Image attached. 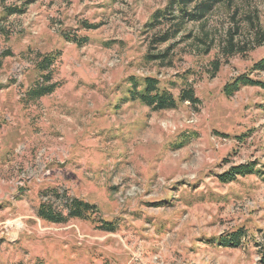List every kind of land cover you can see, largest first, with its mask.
<instances>
[{"label":"rangeland","instance_id":"obj_1","mask_svg":"<svg viewBox=\"0 0 264 264\" xmlns=\"http://www.w3.org/2000/svg\"><path fill=\"white\" fill-rule=\"evenodd\" d=\"M168 4L0 0V264H261L264 90L223 88L242 74L264 80L252 70L264 38L232 55L221 44L237 22L236 40L257 37L248 12L264 34V0L219 4L204 27L190 21L154 44L169 22L154 26L153 14ZM202 28L208 52L187 37ZM45 76L53 90L31 98ZM145 77L176 105L130 97L131 80ZM189 88L195 103L179 98ZM245 163L254 171L220 180ZM74 198L93 205L86 219L39 216L42 204L66 215ZM238 228V244H220Z\"/></svg>","mask_w":264,"mask_h":264},{"label":"trees","instance_id":"obj_2","mask_svg":"<svg viewBox=\"0 0 264 264\" xmlns=\"http://www.w3.org/2000/svg\"><path fill=\"white\" fill-rule=\"evenodd\" d=\"M222 4L226 5L229 10L233 5V0H169V4L162 10H157L153 14V22L152 25H157L162 23V20H165L168 23V29L161 33L160 35H156L152 38V43L159 44L163 43L166 40L175 37L183 28V26L192 21L198 22L202 24V27L205 25L206 17L213 11L215 6ZM20 11L16 10V8H6L7 13L17 12ZM237 7L233 8L232 15L237 12ZM245 21L247 22L248 31H253L254 35L257 36L255 38H250V43L245 44L242 41L236 40V36L240 33V24L234 23L229 32H226V37L222 45V53L224 55H232L235 53H239L242 51L247 50L246 46L248 45H258L261 43V40L264 38V34L259 27L258 24V17L254 15V13H247L244 15ZM93 27V26H89ZM0 27V34L6 33V31H2ZM201 36H194L192 33L187 34V37H191V44L194 46L196 45L198 49L201 45H205V52H208L210 49V32L209 30H205L202 28ZM8 52L4 51L2 55ZM165 56V54L163 55ZM1 60V59H0ZM51 61L49 56H44L41 62L38 65L40 70H45L48 66V63ZM214 68H218V64L214 65ZM252 70H264V56L260 58L253 66ZM46 75V74H44ZM48 76H45L42 80L37 81L35 86L30 90V97L35 98L42 96L44 94L49 93L53 90L54 84L46 82ZM132 82V91L130 92V97L133 99H140L145 104L149 106H153L156 109L162 108H172L176 105L175 99L173 98L172 94L166 90H161L158 87V81L156 78L153 77H145L141 82H137L136 80H131ZM242 85H255L260 87L264 90V80H258L249 77L247 74L238 75L231 82L227 83L223 91L226 95L232 94L234 91L238 90ZM141 86L140 90H137V87ZM181 100H188L192 103L198 101L197 98H194L193 90L192 89H185L179 95ZM254 171V164L252 163H245L240 164L237 166H233L227 172L219 175L221 181H229L233 180L237 174L245 175L247 173H251ZM64 208L66 209V215H63L62 212H54L52 206L42 204L39 208V216L43 219L50 221V222H65L70 217L76 218H83L86 219V213L92 212L93 205L89 204L88 202L79 200V199H69L66 200ZM107 229H111V223L107 222L104 226ZM243 228H238L234 231L229 233H225L219 236L218 240L222 245H233L235 246L240 242L241 237L244 235ZM261 264H264V252L261 254Z\"/></svg>","mask_w":264,"mask_h":264}]
</instances>
